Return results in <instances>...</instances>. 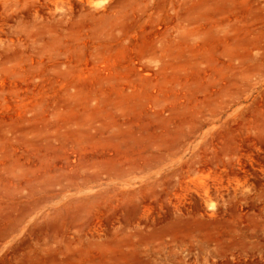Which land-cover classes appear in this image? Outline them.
<instances>
[{"label":"rangeland","instance_id":"1","mask_svg":"<svg viewBox=\"0 0 264 264\" xmlns=\"http://www.w3.org/2000/svg\"><path fill=\"white\" fill-rule=\"evenodd\" d=\"M0 264H264V0H0Z\"/></svg>","mask_w":264,"mask_h":264}]
</instances>
